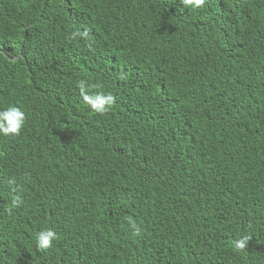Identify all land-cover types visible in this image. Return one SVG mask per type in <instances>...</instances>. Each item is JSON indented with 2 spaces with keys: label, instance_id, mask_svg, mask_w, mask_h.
I'll use <instances>...</instances> for the list:
<instances>
[{
  "label": "trees",
  "instance_id": "16d2710c",
  "mask_svg": "<svg viewBox=\"0 0 264 264\" xmlns=\"http://www.w3.org/2000/svg\"><path fill=\"white\" fill-rule=\"evenodd\" d=\"M9 107L0 264H264V0H0Z\"/></svg>",
  "mask_w": 264,
  "mask_h": 264
},
{
  "label": "clouds",
  "instance_id": "9594fccd",
  "mask_svg": "<svg viewBox=\"0 0 264 264\" xmlns=\"http://www.w3.org/2000/svg\"><path fill=\"white\" fill-rule=\"evenodd\" d=\"M206 0H181L184 8L202 9L205 6ZM79 38L81 40H87L89 33L87 31H76L72 33L69 39ZM118 79H126L125 75L117 77ZM79 95L82 98L84 104L90 108V112L95 115H105L108 111L115 106L116 98L112 94H104L100 92H92L87 94L88 89L83 81L78 85ZM26 116L17 107H9L4 111H0V135L4 137L19 136L22 128L24 127ZM22 204V200L19 196H16L11 204V208L19 207ZM9 209V211L11 210ZM128 224L132 230L133 236H140L141 229L136 225L132 218H128ZM60 237L54 230L41 231L36 238V249L40 252H45L53 246V242L59 240ZM250 236H244L234 241V249L237 252H243L250 242Z\"/></svg>",
  "mask_w": 264,
  "mask_h": 264
}]
</instances>
